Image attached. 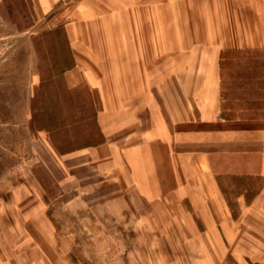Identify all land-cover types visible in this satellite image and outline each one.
I'll list each match as a JSON object with an SVG mask.
<instances>
[{"label":"crops","instance_id":"crops-1","mask_svg":"<svg viewBox=\"0 0 264 264\" xmlns=\"http://www.w3.org/2000/svg\"><path fill=\"white\" fill-rule=\"evenodd\" d=\"M21 1L35 25L42 15L63 33L65 89H87L97 108L94 144L62 155L35 144L61 188L47 198L104 199L112 221L138 231L127 264H264V81L251 82L261 102L247 110L241 89L226 119L220 67L224 51L264 50V0ZM17 192L38 207L24 225H0L14 262L71 264L54 249L43 193Z\"/></svg>","mask_w":264,"mask_h":264},{"label":"rangeland","instance_id":"rangeland-1","mask_svg":"<svg viewBox=\"0 0 264 264\" xmlns=\"http://www.w3.org/2000/svg\"><path fill=\"white\" fill-rule=\"evenodd\" d=\"M35 16L34 4L30 2L3 0L0 6V34H6L0 37V225H24L30 221L29 212L38 207L37 201L31 197L19 201L14 193L21 191L27 196L29 190L36 188L43 193L38 202L42 206L43 202L47 204V214L43 215L49 222L56 253L68 257L71 264H127L130 247L126 241L131 237L129 234L133 238L138 231L121 220L112 221L104 199L94 197V191L70 206H63L60 198H47L57 199L61 192L42 163H36L40 151L35 144L45 139L52 147L47 131L51 125L49 115L57 112L60 130L67 129L69 121L75 123L77 130L87 124L96 128V105L87 89L75 93L65 89L63 71L69 56L64 35L42 15L35 25ZM18 30H23L22 35L9 37ZM245 74L264 78V52L225 57L223 77L228 97L240 92L238 84ZM79 94L82 98L86 95L87 101L79 102ZM34 113L39 114L37 122L36 119L32 122ZM98 140L95 135L89 142L94 144ZM6 243L0 240L1 257L6 258L0 264H22L14 262L19 255L14 243Z\"/></svg>","mask_w":264,"mask_h":264},{"label":"trees","instance_id":"trees-1","mask_svg":"<svg viewBox=\"0 0 264 264\" xmlns=\"http://www.w3.org/2000/svg\"><path fill=\"white\" fill-rule=\"evenodd\" d=\"M59 31V30H57ZM258 53V52H264V50H227L222 53L221 60H220V67H221V79H222V116L226 119H232L235 118L232 115L234 114H239L243 103H242V97L241 93L242 92H237L235 93L234 97H228L227 93L225 92V80L223 77V67L225 63V57H227L228 54H233V53H242V54H247V53ZM262 78V79H261ZM263 80V77H257L255 74H245L242 76L241 80L239 81V86L240 90L245 89L249 96L246 99V106L247 110H250L253 105L258 104V102H261L259 99L256 97V92L253 91L254 88H256V84H251L253 80ZM259 87L261 89H264V84L261 85L259 84ZM239 88V87H238ZM246 94V92H244ZM259 98V97H258ZM93 102V101H92ZM95 104V103H94ZM228 108L229 113L225 112V109ZM97 108H95V113H96ZM49 122L51 123L50 128L47 130L48 133L50 134V143L55 150V152L59 155L74 151L76 149L85 147L90 145V140L95 136H100V132L96 127V122L95 127H92L91 124L85 125L84 129H79L77 130L75 128V123L73 121H69L68 125L66 126L67 129H61L60 130V124L58 123V118L59 116L57 115V112L53 111L51 115H49ZM39 114L37 115L34 113L32 122L39 121ZM71 118V116H69ZM92 128V129H91Z\"/></svg>","mask_w":264,"mask_h":264}]
</instances>
